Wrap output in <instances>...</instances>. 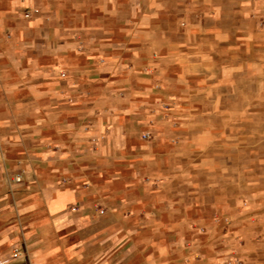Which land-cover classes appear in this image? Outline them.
<instances>
[{"label":"rangeland","instance_id":"rangeland-1","mask_svg":"<svg viewBox=\"0 0 264 264\" xmlns=\"http://www.w3.org/2000/svg\"><path fill=\"white\" fill-rule=\"evenodd\" d=\"M118 2L110 70L76 82L75 112L8 124L31 166L9 173L0 264H264V0ZM69 179L61 223L35 200Z\"/></svg>","mask_w":264,"mask_h":264},{"label":"crops","instance_id":"crops-1","mask_svg":"<svg viewBox=\"0 0 264 264\" xmlns=\"http://www.w3.org/2000/svg\"><path fill=\"white\" fill-rule=\"evenodd\" d=\"M120 6L118 0H0V219H4L0 224L8 222L9 173L26 172L31 166L14 165L8 150V124L20 115V124L32 128L27 121L40 115V128L56 127L61 114L75 112L76 82L97 81L110 70V63H100L98 57L107 48L108 35L124 32L118 18ZM27 9L30 15L24 17ZM114 13L116 21L108 25ZM37 170L42 176L70 171L64 165L53 169L42 165ZM56 185L50 190V184L44 183L36 205L42 204L39 207L47 216L61 223L76 220L69 208L81 192L70 179ZM19 203L21 207V200ZM32 208L34 205L27 204L22 210ZM0 238L8 240V226L0 230Z\"/></svg>","mask_w":264,"mask_h":264},{"label":"built area","instance_id":"built-area-1","mask_svg":"<svg viewBox=\"0 0 264 264\" xmlns=\"http://www.w3.org/2000/svg\"><path fill=\"white\" fill-rule=\"evenodd\" d=\"M29 15H30V12H25L24 13V17H29Z\"/></svg>","mask_w":264,"mask_h":264}]
</instances>
